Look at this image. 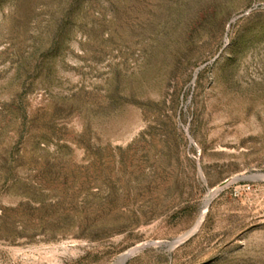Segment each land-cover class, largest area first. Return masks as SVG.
<instances>
[{"label": "rangeland", "instance_id": "obj_1", "mask_svg": "<svg viewBox=\"0 0 264 264\" xmlns=\"http://www.w3.org/2000/svg\"><path fill=\"white\" fill-rule=\"evenodd\" d=\"M136 245L264 264V0H0V264Z\"/></svg>", "mask_w": 264, "mask_h": 264}, {"label": "bare ground", "instance_id": "obj_2", "mask_svg": "<svg viewBox=\"0 0 264 264\" xmlns=\"http://www.w3.org/2000/svg\"><path fill=\"white\" fill-rule=\"evenodd\" d=\"M197 225H198V223H197ZM143 246L144 245H138V246L136 245V247L130 248V250L128 249L127 252L123 253V255L120 257V260H119L120 262L119 263L121 264V261H123L127 257L132 256L135 252H137L138 250H140Z\"/></svg>", "mask_w": 264, "mask_h": 264}, {"label": "water", "instance_id": "obj_3", "mask_svg": "<svg viewBox=\"0 0 264 264\" xmlns=\"http://www.w3.org/2000/svg\"><path fill=\"white\" fill-rule=\"evenodd\" d=\"M148 244H146L145 246H147ZM143 246V247H145ZM129 259V257L125 258L123 261H121V264H126L127 260Z\"/></svg>", "mask_w": 264, "mask_h": 264}]
</instances>
